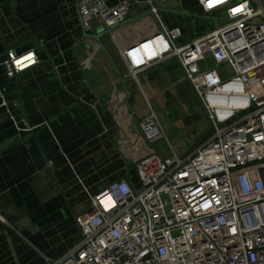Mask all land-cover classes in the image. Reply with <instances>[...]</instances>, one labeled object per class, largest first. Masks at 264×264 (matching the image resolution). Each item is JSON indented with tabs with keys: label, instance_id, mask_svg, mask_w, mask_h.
<instances>
[{
	"label": "crops",
	"instance_id": "0c3cea01",
	"mask_svg": "<svg viewBox=\"0 0 264 264\" xmlns=\"http://www.w3.org/2000/svg\"><path fill=\"white\" fill-rule=\"evenodd\" d=\"M139 1L113 37L98 21L85 31L79 0H0V216L8 223H0V264L62 258L79 243L76 218L91 211L92 198L119 180L139 189L135 163L167 151L147 143L141 120L153 111L170 123L162 111L192 98L202 108L177 60L134 79L120 48L161 23L181 29L177 44L187 45L225 22L226 11L207 12L198 0ZM10 50L35 51L39 63L10 78L3 65ZM209 136L182 147L165 134L179 156Z\"/></svg>",
	"mask_w": 264,
	"mask_h": 264
},
{
	"label": "built area",
	"instance_id": "2783aa9c",
	"mask_svg": "<svg viewBox=\"0 0 264 264\" xmlns=\"http://www.w3.org/2000/svg\"><path fill=\"white\" fill-rule=\"evenodd\" d=\"M139 2L79 0L82 26L98 21L115 37ZM198 2L225 10L227 20L184 46L181 29L161 23L120 55L134 79L177 60L211 124L209 138L185 156L154 149L137 161L139 189L119 180L93 197L91 211L76 218L79 243L47 264H264V0ZM38 63L35 51L10 50L3 65L13 78ZM139 126L150 146L165 138L153 111Z\"/></svg>",
	"mask_w": 264,
	"mask_h": 264
},
{
	"label": "rangeland",
	"instance_id": "374dc122",
	"mask_svg": "<svg viewBox=\"0 0 264 264\" xmlns=\"http://www.w3.org/2000/svg\"><path fill=\"white\" fill-rule=\"evenodd\" d=\"M162 112L170 122L166 124L162 122V118L160 119L163 130H166L165 134L168 136V140L173 143L174 141L179 142L182 147H185L187 143L190 146L196 145L202 135H209L212 132L211 124L207 117L204 116L203 109L194 102L193 98L187 101L185 105L179 103L175 107ZM168 140L165 137L158 141L157 144L167 147V151L162 152V154L174 157Z\"/></svg>",
	"mask_w": 264,
	"mask_h": 264
},
{
	"label": "water",
	"instance_id": "95a60500",
	"mask_svg": "<svg viewBox=\"0 0 264 264\" xmlns=\"http://www.w3.org/2000/svg\"><path fill=\"white\" fill-rule=\"evenodd\" d=\"M130 22L132 23V21H129V23H130ZM125 23H126V21H125ZM107 31H108V30H107ZM108 32H109V31H108ZM96 38H98V37H96Z\"/></svg>",
	"mask_w": 264,
	"mask_h": 264
}]
</instances>
